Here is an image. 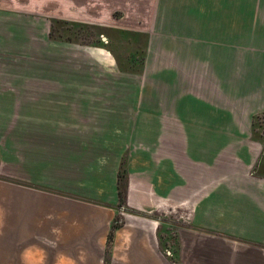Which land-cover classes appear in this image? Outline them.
<instances>
[{
    "label": "crops",
    "instance_id": "crops-1",
    "mask_svg": "<svg viewBox=\"0 0 264 264\" xmlns=\"http://www.w3.org/2000/svg\"><path fill=\"white\" fill-rule=\"evenodd\" d=\"M157 8L160 67L146 60L153 81L135 83L127 100L119 88L116 99H96L88 82L52 80L67 55L46 46L28 63L38 93L25 80L0 97V264H173L156 226L118 207L124 154L128 206L192 203L178 227L182 264H264V140L253 137L264 112V0H158ZM25 9L0 0V79L16 70L9 56L21 68L32 55L21 48L30 43L22 27L9 38L10 13ZM51 82L62 91L54 99L42 89Z\"/></svg>",
    "mask_w": 264,
    "mask_h": 264
},
{
    "label": "rangeland",
    "instance_id": "rangeland-1",
    "mask_svg": "<svg viewBox=\"0 0 264 264\" xmlns=\"http://www.w3.org/2000/svg\"><path fill=\"white\" fill-rule=\"evenodd\" d=\"M17 4H25L26 9L24 11H13L9 15V24H12L9 31V38L15 39L20 35V28L24 29L23 35L29 37L30 40L23 44L21 47L26 51L28 58L24 59L21 68L15 66V64H21L19 61L21 58L9 56L8 67H15L16 70H9V73L3 74L0 79V83L5 87V90L0 89V97L8 98L12 94L19 91L20 85H24L26 80L27 84L30 83L32 76V66L29 67V62L33 61L34 55L33 49L40 48L41 46L56 47L57 51L66 50L67 67L57 68L56 70H62L63 73H52V80L56 82H88L90 83L89 93L94 92V96L90 98H100L101 93L106 99H116L117 88H119L120 96L127 100L129 96V89H132L134 84L139 86V83L153 81L152 73L135 74L123 72L118 68L117 61L114 56L117 54L120 59L125 61V57L129 55H141L142 49L136 48V45L143 47L146 34H149V38L152 36V41L148 42L147 61H151V66L155 67L154 70L160 67L161 56V42L160 35L162 32V10L157 8L158 0H8ZM31 7V8H27ZM28 9V10H27ZM17 13L18 15H13ZM21 14V16L19 15ZM62 18L72 21H82L87 24L80 26L72 24H64L54 34L55 38L68 39L67 35H71L69 38L71 42H58L60 45L57 47L54 43L56 41H43L44 35H47L51 26L50 22L52 18ZM19 25V26H18ZM100 26V27H99ZM16 27V28H15ZM15 28V29H14ZM14 29V30H11ZM132 32L145 33L143 35H134ZM44 37V38H43ZM104 40V43L100 39ZM50 43V44H49ZM15 41H9L10 55H13L12 51L16 50L14 46ZM144 49V48H143ZM151 49V52H149ZM41 53L40 50H38ZM151 54V56H149ZM19 60V61H18ZM69 61L73 64H70ZM46 67H49V62L46 60ZM3 65V64H0ZM57 65H60L57 63ZM52 67H55L52 65ZM27 71H30L29 73ZM48 71V69L46 70ZM55 71V68H53ZM65 72V75H64ZM63 75V76H62ZM50 77V74L48 75ZM63 77V78H61ZM47 80V79H46ZM58 80V81H57ZM98 83L103 86V89L97 91H91V84ZM49 84V83H48ZM115 85V89H112ZM28 89L32 93L37 94L39 90L31 87ZM143 87V86H142ZM34 88V89H33ZM44 91L49 94V99L59 94L62 91L58 90L56 84L50 83V86L42 87ZM46 88V89H45ZM56 88V89H55ZM102 88V87H100ZM65 93L70 91L65 90ZM140 91L138 92L139 96ZM32 96V94H31ZM4 103V101H2ZM4 106H1L2 108ZM11 108V107H10ZM105 106V111H106ZM101 110V107L99 108ZM11 112V111H10ZM263 124V126L261 125ZM260 126L264 127V119H260ZM257 133L264 135V129L260 128ZM258 138H260L258 136ZM254 139L258 140L254 137ZM263 140V139H260ZM258 140V141H260ZM254 176L257 175V166L252 169ZM0 178L3 177L0 174ZM129 179V175H128ZM129 190L124 197V200L119 203L118 207L124 214H138L146 219L150 220L157 228L158 239L162 248L167 247L171 250L173 264H182L178 257V245L179 234L178 227L188 225L192 214V203H186L184 205L169 202L167 205L157 203V207L150 210L143 208L145 211H140L134 207L128 206ZM155 205V203H153ZM152 207V206H148ZM122 209V210H121ZM124 210V211H123ZM117 222L120 225H124L125 218L120 213L117 216ZM108 261H106L107 264Z\"/></svg>",
    "mask_w": 264,
    "mask_h": 264
},
{
    "label": "trees",
    "instance_id": "trees-1",
    "mask_svg": "<svg viewBox=\"0 0 264 264\" xmlns=\"http://www.w3.org/2000/svg\"><path fill=\"white\" fill-rule=\"evenodd\" d=\"M64 24H72V25L80 26L82 24H87V23H83L80 21H72V20H67V19H62V18H52L50 31H49V39L51 41L69 42V43L71 42V40L69 39L71 37V35H69V34L67 35L68 39H66V40L62 39L60 37H58V38L54 37V34ZM131 34L143 35L145 33L142 34V33H138V32H132ZM100 41L104 43V40H102V38L100 39ZM148 42H149V35L146 34V38H145L143 47L141 48V46L139 44L136 45V48H138L139 50L142 49L141 55L140 56L135 55V54L129 55V56L125 57V61L120 59V57L117 54H115V52H114V56H115V59L117 61L118 68L123 72L135 73V74L143 73V71L145 69V64H146V58H147ZM260 119H264V112L255 116V118L253 120V137L257 138L258 140H260V139L264 140V135L260 136L257 133V131L260 128L264 129V127H262L263 126L262 123H261L262 126H260ZM258 136L260 138H258ZM127 187H128V170H127L126 154H124L122 157L121 165H120L119 172H118L117 188H118V195L120 198V202H122V200H124V197H125V194L127 191ZM117 220L118 219L116 217V219L113 221V223L111 225L110 232L108 235V241H107V252L108 253L110 252L111 247L113 245L115 231L122 226V225L118 224Z\"/></svg>",
    "mask_w": 264,
    "mask_h": 264
}]
</instances>
